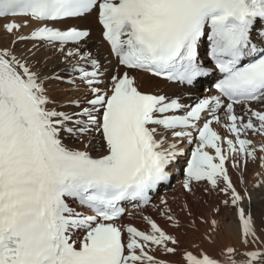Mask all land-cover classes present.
Masks as SVG:
<instances>
[{
	"label": "snow or ice",
	"instance_id": "1",
	"mask_svg": "<svg viewBox=\"0 0 264 264\" xmlns=\"http://www.w3.org/2000/svg\"><path fill=\"white\" fill-rule=\"evenodd\" d=\"M93 13L116 61L110 74L82 51L90 30L69 23ZM0 32L10 37L0 47V264H173L167 257L177 254L179 237L143 209L150 192L168 185L184 141L195 147L182 195L195 199L202 182L210 185L204 192L222 193L243 248L209 254L193 245L183 264H264L252 195L227 167L231 161L241 184L249 161L264 168V0H0ZM202 47L222 78L215 95L192 105L143 88L133 75L194 86L213 71ZM41 49L57 52L64 69L42 71ZM78 80L84 97L50 94L52 82ZM257 175L254 187L264 190ZM125 202L135 203L144 229L121 222L134 215ZM152 207L172 228L182 226L167 196ZM180 212L193 217L187 199ZM201 219L210 232L219 227ZM204 239L214 243L211 234Z\"/></svg>",
	"mask_w": 264,
	"mask_h": 264
},
{
	"label": "bare ground",
	"instance_id": "2",
	"mask_svg": "<svg viewBox=\"0 0 264 264\" xmlns=\"http://www.w3.org/2000/svg\"><path fill=\"white\" fill-rule=\"evenodd\" d=\"M69 23L78 24L80 26L87 27L90 30V37L86 40V42L82 45V51L91 52L94 56L100 59L102 65L106 68L110 69L115 65V58L110 55L109 46L102 38V29L99 26L96 18V13H93L91 16L87 17L82 21H69ZM30 29L25 28L24 32L27 33ZM10 37H7L6 34L0 32V47H6L9 45ZM32 42L28 41L24 44H16L15 49L17 53L23 51L25 48H31ZM67 47H72V44H69ZM41 56L47 57L46 61H42V64L45 66L41 69L45 72H50L53 69L56 71H62L65 65L62 63V57L55 52L54 50H45L41 49ZM75 62V58L73 59ZM110 62V64L108 63ZM90 70V66H89ZM65 80L68 79V74L65 73ZM136 75L138 83L142 85L143 88L147 90L157 92L160 94L168 95V96H178L181 99L182 103L189 104L193 101V98L202 94L198 87L195 88H187L184 91L181 87L174 83H170L166 80L153 77L147 73L136 72L133 73ZM215 76V72H212L207 78H205V82L211 81ZM107 79V75L105 77ZM197 86L200 83L196 84ZM84 86L79 80L76 85H72L69 83L57 84L52 82L49 85L50 94L55 99L67 100L73 97H81V93L85 92L80 89ZM208 87V86H206ZM84 89V88H83ZM86 89V88H85ZM207 90V88H206ZM204 90V91H206ZM87 92V91H86ZM84 96V95H83ZM239 107V106H237ZM60 110L68 111L71 109L61 108ZM215 127L218 129L220 134L226 136L228 133L220 126L215 124ZM256 141L261 140V137H249ZM159 139V137H157ZM188 144L187 141H184L183 148ZM78 146V145H77ZM167 147V144L164 145ZM96 155L95 152L92 153ZM185 154L179 158V162L177 164L182 165L184 162ZM257 173L264 174V168H261L259 162L249 161L247 163L246 168L244 169L243 179L245 181L244 184H241L238 180L240 173L234 168L232 169V180L237 184L238 189L241 191L243 188H247L248 191L252 195V213L256 220V226L258 231L261 234L262 239H264V231H260L264 229V190L255 188L254 185L257 183L261 176H258ZM184 177H173V180L176 179L175 184L169 183L167 186L161 187V191L157 196H155L149 205H147L143 209V213L145 215H151L154 219L157 220L162 227H164L167 231L172 232L177 235L180 239V248L175 256H169L167 259L171 260L173 264H183L182 254L185 249L197 251L196 248H193V245H198L200 248L205 249L209 254H215L219 251V249L225 246H234L238 249H242L243 246L239 244V222L238 219L234 215V209L226 208L222 204V200L224 196L222 193L217 191H212L211 194L204 192V187L207 186L210 188V185H206V182H202L200 185L196 186L197 197L194 199L191 196L185 197L182 195L183 190L181 189V181ZM161 196H167L171 206L176 211L178 217L182 221V226L179 229L172 228L163 217H161L155 209H153L152 205L158 204ZM173 197H178L175 201ZM187 199L188 203L191 205V210L193 212V217L191 219H195L196 226H191V219H186L185 214L180 212V207L184 203V200ZM219 208V213H216L215 209ZM134 215L129 216L125 215L123 217L122 223H133L135 226L144 229L146 227L144 221L141 219L140 214L137 210L130 211ZM216 219L219 222V227L215 232H210L211 224L204 223L201 219ZM206 234H211L214 240L213 244L207 243L205 241L204 236ZM250 247H253L250 245ZM159 255V253H157Z\"/></svg>",
	"mask_w": 264,
	"mask_h": 264
},
{
	"label": "rangeland",
	"instance_id": "3",
	"mask_svg": "<svg viewBox=\"0 0 264 264\" xmlns=\"http://www.w3.org/2000/svg\"><path fill=\"white\" fill-rule=\"evenodd\" d=\"M84 88V89H83ZM82 90L83 91H85V92H82ZM80 91L82 92L81 94V97H84L86 94H87V90L85 89V86H83L81 89H80ZM84 95V96H83ZM58 100V99H57ZM59 100H61V99H59ZM68 111H70V110H68ZM79 146V145H78ZM175 182H176V179L174 180V181H172V184H175Z\"/></svg>",
	"mask_w": 264,
	"mask_h": 264
}]
</instances>
